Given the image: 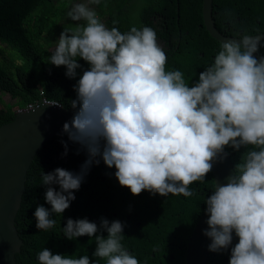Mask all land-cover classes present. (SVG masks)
I'll list each match as a JSON object with an SVG mask.
<instances>
[{"label":"clouds","instance_id":"clouds-1","mask_svg":"<svg viewBox=\"0 0 264 264\" xmlns=\"http://www.w3.org/2000/svg\"><path fill=\"white\" fill-rule=\"evenodd\" d=\"M98 3L76 0L71 5L67 18L85 23L61 31L49 57V63L65 66V76L75 79L70 102L75 111L61 134L80 145L77 152L85 151L86 159L79 172L42 171L50 207L36 206V228L55 226L53 215L64 213L74 190L101 160L132 194L190 196L189 185L206 179L214 162L228 155L226 147L239 151L251 145L234 174L216 183L203 200L208 227L202 232L210 238V252L230 251L228 264H264V54L254 55L264 47V33L222 41L213 62L189 83L179 69H165L167 56L153 28L109 29L93 7ZM68 141L61 140L62 156ZM124 226L119 219L101 217L97 224L69 217L63 236L94 238L91 255L99 259L45 247L37 254L38 264H99L100 259L140 264L121 243ZM103 232L107 235L98 234Z\"/></svg>","mask_w":264,"mask_h":264},{"label":"trees","instance_id":"trees-1","mask_svg":"<svg viewBox=\"0 0 264 264\" xmlns=\"http://www.w3.org/2000/svg\"><path fill=\"white\" fill-rule=\"evenodd\" d=\"M75 0H0V128L16 119L15 109H26L42 99L41 91L50 101L70 109L75 98V79L65 76V66L49 63V57L64 29L75 30L85 22L71 21L66 13ZM205 0H99L94 5L97 15L110 29L116 27L122 33L134 25L149 26L156 31L157 41L173 50L167 54L166 70L179 69L186 81L198 79L204 67L210 65L220 50V43L212 38L205 25ZM214 19L217 28L225 35L240 38L242 35L264 33V0H215ZM181 44V47L179 45ZM7 46L12 52L8 57ZM13 52L24 58L18 65ZM264 54V47L254 55ZM84 68L87 64L79 61ZM83 69H77L81 73ZM78 78V77H77ZM9 94L15 104L2 99ZM59 137L48 143L38 154L27 176L26 192L16 217L22 252L17 254L19 264H38L37 254L45 247L63 255H89L96 244L87 235L76 240L63 236L67 218H87L99 224L105 217L110 222L119 219L124 223L122 245L140 264H186V256L192 235L204 213L203 200L215 188V176L211 170L204 181L189 185L190 196L150 194L141 191L132 194L127 186H121L101 160L93 164L85 175L75 199L62 215L54 214L56 224L45 231L36 228L33 216L38 204L50 207L44 200L45 186L41 184L42 171L47 173L57 167L79 172L86 153L77 149L80 145L68 141L67 155ZM247 148L239 151L226 147L234 166L242 162ZM53 187L59 188L58 185ZM107 235L106 232L98 233ZM236 242L234 238L233 243ZM230 251L210 252L207 264H228ZM99 264H105L100 259Z\"/></svg>","mask_w":264,"mask_h":264},{"label":"water","instance_id":"water-1","mask_svg":"<svg viewBox=\"0 0 264 264\" xmlns=\"http://www.w3.org/2000/svg\"><path fill=\"white\" fill-rule=\"evenodd\" d=\"M214 5L215 0L204 1L205 25L212 38L221 44L233 36L225 35L217 28ZM74 111L73 108L43 105L17 115L13 122L0 128V264H19L17 254L22 252L24 242L16 227V217L26 192L28 172L48 143L67 136L61 134L62 126L65 121H70ZM212 171L215 184L226 183L234 174L230 155L214 162ZM206 219L204 212L190 240L186 264H207L210 254L207 246L211 241L202 232L208 227Z\"/></svg>","mask_w":264,"mask_h":264},{"label":"built area","instance_id":"built-area-1","mask_svg":"<svg viewBox=\"0 0 264 264\" xmlns=\"http://www.w3.org/2000/svg\"><path fill=\"white\" fill-rule=\"evenodd\" d=\"M41 96H42V99H41L39 102H37V103H35V104H31V105H29V106H28L26 109H24V110L19 109V108H16V109H15V113H16V115L22 114V113H24V112H26V111H33V110H35L36 108L41 107V106H43V105H51V106H53V107H55V108H58V109L61 108V105H60L58 102L48 100V99L45 97L44 91H41Z\"/></svg>","mask_w":264,"mask_h":264},{"label":"rangeland","instance_id":"rangeland-1","mask_svg":"<svg viewBox=\"0 0 264 264\" xmlns=\"http://www.w3.org/2000/svg\"><path fill=\"white\" fill-rule=\"evenodd\" d=\"M60 1L61 0H55V3L58 5ZM74 2H76V0ZM93 7H94V5H93ZM160 46H161V44H160ZM3 47H5V49L8 50V52H9L8 57H11V53L12 52L8 49L7 46L3 45ZM13 53L15 54V57L17 59L18 65L23 64L24 63V58L22 57V55L20 53H18V52H13ZM1 96H2V99L5 102L9 103V104H15L16 103L15 100H12V98L9 96V94H2ZM3 109H4V104L0 103V110H3Z\"/></svg>","mask_w":264,"mask_h":264},{"label":"flooded vegetation","instance_id":"flooded-vegetation-1","mask_svg":"<svg viewBox=\"0 0 264 264\" xmlns=\"http://www.w3.org/2000/svg\"><path fill=\"white\" fill-rule=\"evenodd\" d=\"M94 8H95V6H94ZM104 24H105V26H106V23L105 22H103ZM107 27V26H106ZM161 47L163 48V50H164V52L166 53V55L167 54H169L170 52H172V50H173V46L172 47H169V46H167L164 42H161ZM181 47V44L179 45V47L178 48H180Z\"/></svg>","mask_w":264,"mask_h":264}]
</instances>
